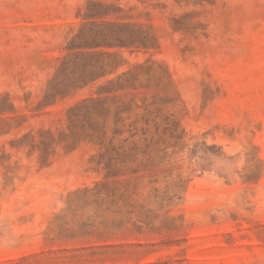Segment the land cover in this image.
I'll return each mask as SVG.
<instances>
[{"label":"rangeland","instance_id":"obj_1","mask_svg":"<svg viewBox=\"0 0 264 264\" xmlns=\"http://www.w3.org/2000/svg\"><path fill=\"white\" fill-rule=\"evenodd\" d=\"M0 264H264V0H0Z\"/></svg>","mask_w":264,"mask_h":264},{"label":"trees","instance_id":"obj_2","mask_svg":"<svg viewBox=\"0 0 264 264\" xmlns=\"http://www.w3.org/2000/svg\"><path fill=\"white\" fill-rule=\"evenodd\" d=\"M99 75H101V74H99ZM99 75L95 76V78L98 77Z\"/></svg>","mask_w":264,"mask_h":264}]
</instances>
